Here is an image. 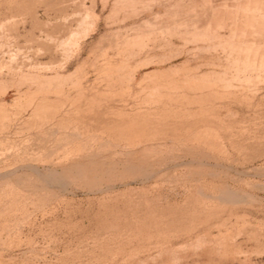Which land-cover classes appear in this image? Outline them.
Instances as JSON below:
<instances>
[{"label": "rangeland", "instance_id": "1", "mask_svg": "<svg viewBox=\"0 0 264 264\" xmlns=\"http://www.w3.org/2000/svg\"><path fill=\"white\" fill-rule=\"evenodd\" d=\"M0 264H264V0H0Z\"/></svg>", "mask_w": 264, "mask_h": 264}]
</instances>
